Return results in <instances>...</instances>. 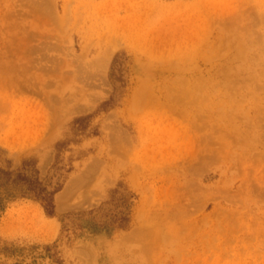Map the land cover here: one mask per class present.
I'll return each mask as SVG.
<instances>
[{"label":"rangeland","instance_id":"1","mask_svg":"<svg viewBox=\"0 0 264 264\" xmlns=\"http://www.w3.org/2000/svg\"><path fill=\"white\" fill-rule=\"evenodd\" d=\"M0 198V264H264V0H0Z\"/></svg>","mask_w":264,"mask_h":264},{"label":"trees","instance_id":"2","mask_svg":"<svg viewBox=\"0 0 264 264\" xmlns=\"http://www.w3.org/2000/svg\"><path fill=\"white\" fill-rule=\"evenodd\" d=\"M15 183V181H14ZM16 185L19 184L20 193L24 195L33 194L37 199L43 202L45 208L49 214H52V208H54L53 204V195L54 193H49L46 188L43 187V184L40 181H30L29 179H24L23 181H16ZM11 183L6 181L4 186L9 187ZM15 185V186H16ZM16 193H8V197H17ZM4 204V198H0V209H2Z\"/></svg>","mask_w":264,"mask_h":264},{"label":"bare ground","instance_id":"3","mask_svg":"<svg viewBox=\"0 0 264 264\" xmlns=\"http://www.w3.org/2000/svg\"><path fill=\"white\" fill-rule=\"evenodd\" d=\"M224 34V33H223ZM219 43V42H218ZM196 97V96H195ZM31 219V218H30ZM185 224V223H184ZM188 236V235H187Z\"/></svg>","mask_w":264,"mask_h":264}]
</instances>
